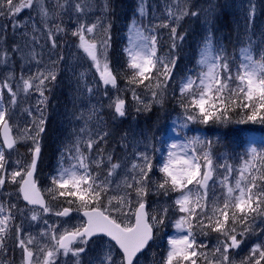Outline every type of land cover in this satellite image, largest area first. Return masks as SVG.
<instances>
[{
  "label": "snow or ice",
  "instance_id": "snow-or-ice-1",
  "mask_svg": "<svg viewBox=\"0 0 264 264\" xmlns=\"http://www.w3.org/2000/svg\"><path fill=\"white\" fill-rule=\"evenodd\" d=\"M48 2L0 0V17H9L14 31L29 26L27 21L18 20L23 10L36 11L43 28H38L33 21L31 43H39L35 33L42 31L51 44L48 65L27 78L21 76L15 90L10 83L11 73L0 85V89H6L10 96L8 106L0 101V188L7 183L16 185L17 199L22 198L25 202L23 208L11 201L0 203V251H6L5 242L12 240L14 247L20 250V264H68L69 260L73 264H84L83 255L96 246L95 256L88 264H137L139 254L155 238L156 229L166 226L169 219L168 207L151 216L146 211L144 197L155 184L158 195L176 194L173 205L178 214L172 223L175 234L169 236L160 264H237L233 251L238 250L244 238L255 231L253 224L257 217L264 215V169L254 163L259 159L264 165V155H255L256 147H252L243 158V165L234 169L230 164L218 163L220 158H213L211 141L205 144L199 136H186L183 142L170 143L162 161H155L145 144L143 151L137 149L133 153L127 173L113 190L109 178L124 166L112 163L109 155L107 177L101 179L97 169L105 163L103 150L96 158L91 152L109 133L93 134L88 130V121L99 118L93 108L75 141L67 147L68 155L62 156L56 172L49 178L50 186L43 190L38 187L36 169L42 152L41 137L45 131L44 112L48 100L45 93L50 91L49 83L56 81L58 65L64 59L63 56L51 59V56L60 47L61 34H68L62 23L51 22L62 21L65 15L74 19L75 27L70 34L75 38L76 47L91 61L90 67L99 76L97 84L102 83L105 87V96L109 85L117 87L118 79L107 56L110 36L100 41L95 39L98 30L105 34L110 31V24L106 26L104 23L109 0H102L101 15L91 23L87 16L97 8L95 0H63L53 5L54 11L48 8ZM181 2L184 8L178 5L175 9L168 7V19L155 27H146L135 17L132 19L128 28V45L124 48L126 68L131 72L127 84L132 99L148 108L162 104L170 87L174 95L178 88L177 98L185 121L181 128L197 123L230 122L233 112L245 118L240 123L264 125V48L257 52L251 37L248 46L240 47L239 57L234 54L230 59L226 50L216 43L214 33L209 31L198 50V70H189L173 85L178 57L172 53L178 47L177 39L182 42L184 37L177 34V27L170 21L178 23L189 14L193 17L200 14L188 9L187 0ZM136 14L141 21L145 17L144 0H140ZM253 20L254 9L249 14V23ZM156 27L171 29V49L165 56L158 54ZM260 43L264 44V39ZM12 51L19 53L21 49L14 46ZM37 55L33 49L25 58L39 65L42 60H38ZM8 58L7 50L0 53V63H7ZM85 76L86 73L81 72L78 81H84ZM20 84L25 95L36 93V114L26 110L31 122L14 133L12 116L18 103ZM82 86L87 87L89 94L93 92V87L86 82ZM140 87L150 94L151 99L146 100L137 93ZM108 108L114 118L125 117L126 98L119 94L110 98ZM77 119H84V114ZM20 144L27 146L30 160L15 161V167L9 171L10 162L5 149L14 151ZM157 164L162 177L154 182L150 174ZM253 169L259 175L253 174ZM234 172L238 174L233 183ZM217 186L221 189L219 195ZM114 191L119 194H112ZM43 193L55 202V207L50 206ZM74 212L78 214L75 218ZM25 213H30L28 219L32 222L43 220L44 226L38 235L25 231L22 223H15L17 214L24 216ZM47 215H54L58 220L50 223L44 219ZM74 219L76 222H72ZM211 233L216 234V244L209 253L206 251L208 244L198 236L207 237ZM239 264H264V242L254 244Z\"/></svg>",
  "mask_w": 264,
  "mask_h": 264
},
{
  "label": "rangeland",
  "instance_id": "rangeland-1",
  "mask_svg": "<svg viewBox=\"0 0 264 264\" xmlns=\"http://www.w3.org/2000/svg\"><path fill=\"white\" fill-rule=\"evenodd\" d=\"M58 2H63V0H49L48 8L54 11L53 5ZM95 3L97 4V8L91 11L87 16V21L89 23L95 21L96 18L101 15L100 8L102 7V0H95ZM139 3L140 0H109V11L104 23L106 26L110 24V31L105 34V32L98 30L96 33L95 39L98 41L110 36L107 56L110 51L114 50L111 57L108 56V60L111 68L118 77L117 87L112 88L109 85L107 87V96H105V87L103 84H97L99 76L95 73V69L90 67L91 61L88 60L86 55L76 47L75 38H73L70 34L71 30L75 27L74 19H69L68 15H65L63 16L62 21L56 20L51 22L62 23V26L66 27L68 34H61L59 38L60 47L55 50L56 54L51 56V59H57L59 56H63L64 59L60 61L58 65L56 81L49 83L48 87L50 91H46L45 93L48 100L44 112V118L46 120L44 127L45 129L47 128V131H50V129L53 128L56 129L55 131L57 133L55 135L53 134L54 137L52 139L54 142L56 136L57 145L50 144L52 158L50 159L48 173L46 176L43 174L40 175L42 179L39 180H42V183L38 184L40 185L39 187L41 190L50 186L49 178L56 172L58 165L61 163L62 156L68 155L66 149L75 141L81 127H84L85 119H87L89 111L95 108L99 113V118L93 117L88 121V130H90L93 134L99 131L102 132L104 128V120L100 117V112H106V114L110 117L112 113L108 108L109 100L118 94L126 98L127 114L123 118H117L116 123L113 125L116 132L114 148H112L109 153L104 156V165L97 169V171L101 174V179L107 177L108 168L110 167L107 162V157L109 155L112 156V163H119L124 166L119 168L116 174L109 178L113 190L117 189V185L121 183L123 177L127 173V167L130 166L133 153L137 149L143 151L145 144H147L149 154L154 157V160L162 161L166 157L168 145L173 141L181 142L177 137L175 138L176 131H178V134L183 135L182 142L184 141L186 135H188V138L194 137L191 134H187L184 131L185 128H181V125L179 124L182 111L180 114L176 113L181 110L177 98L179 95L178 88L175 91V95L174 91L171 92L172 87L169 88V94L171 93L172 101H169L166 107L162 106V103L153 104L148 108H144V106L138 105L132 99V93L128 90L130 86L127 84V76L130 74V71H127L126 69L122 70L121 68L120 70L119 67H116L117 65L116 59H114V54L117 52L122 54L120 57L126 62L124 48L128 45V28L134 17L144 26L152 28L163 24L164 21L168 19V7H173V9H175L177 5L180 8L185 7L181 0H144V3L146 4V14L141 21V18L136 14ZM187 7L190 11L199 12V16L193 17L189 14L178 23L175 21H170V23L172 26L177 27V34L182 35L183 37V32L186 29H193L194 32L190 34L189 41L191 46L196 49V59H198V50L204 36L209 31L213 32L214 23L210 21V19L213 18H216L219 24L226 25V23H229L231 28L234 30V40L239 41V43H236L234 47L232 46L234 40L233 43L228 42L227 45L225 44V50L227 47L231 48L232 55L226 53L230 59L234 54H236L237 58L239 57V49L241 46H248L249 37H251L252 41L255 42L254 46L257 52L260 50L258 42L264 39V0H187ZM209 9H211L210 12L208 11ZM253 9L254 20L249 23V14L253 11ZM30 16L32 19H28ZM18 20L21 22L27 21L29 26L27 28H20L14 31L11 19L9 17H0V37L3 40L8 39L9 42V48L7 51L9 53V58L7 63H0V84H3L10 73L17 70V74H12V79L10 81L14 90L17 88V82L21 76L27 78L29 75L36 73L38 69H43L50 63L49 49L51 47L50 42L46 39V33L42 31H37L35 33L39 43H31L33 36L31 25L33 21L36 23L38 28H43L36 11L25 9L19 14ZM227 27L228 25H226V28ZM3 30H5V35L2 32ZM25 32L28 33L27 36L24 35ZM155 34L160 39H158V44L160 42V45H168V42L165 40L172 42L170 27H156ZM214 35L216 43L221 46V36H218V33ZM227 40H229V38ZM176 42L177 44L180 43V41ZM224 42L226 41L224 40ZM26 44L28 47H26ZM14 46H18L21 49V52L13 53L12 50ZM180 46L181 44H179L177 48ZM235 48L236 52L234 51ZM33 49L38 54L37 59L42 60V63L39 65L36 64L35 61L25 58L28 52ZM170 49L171 44L162 48V51H159L158 48V54L160 56H165L169 54ZM177 52L178 51L176 49L172 54L177 56ZM124 66L126 68V64ZM115 68H117V72ZM81 72L86 73L84 81H78L77 79ZM85 82L87 85L93 87V92L91 94L88 93L87 87L82 86ZM19 86L21 90L18 93V103L15 105L14 114L12 116L14 133L24 129L26 123L31 122V117L27 115L26 110L30 109L34 114H36V93L30 92V94L25 95L22 90V84ZM137 93L146 100L151 99L150 94H146L143 87L137 88ZM103 100L106 102V105L102 109L99 107L101 106ZM138 107L141 108L140 111L136 110ZM152 108H157L158 110L152 111ZM151 111L152 115H149V112ZM82 113L84 114V119H77V117L81 116ZM235 116L239 119V121L245 119L243 115L239 113H236ZM250 124H253L248 126L247 130L250 135V139L243 149H238L235 152L230 153V149L226 146L220 145L217 146L219 147V153H217L215 145L213 146V143H211L213 158H220L218 163L230 164L234 169H238L243 165V158L249 153L252 147H256L257 150L260 149V155H264V138L260 137L257 132V123ZM174 128L176 131H173ZM166 131L169 133L168 136L165 135ZM125 134H127V139H125ZM17 146H21V148H16V150L6 153L10 162L8 165L9 171L15 167V161L26 160L28 157L27 146L24 144ZM97 148L98 145L95 146L91 152L93 158L98 156L99 152L97 151ZM84 150L85 152L88 151L86 148ZM254 163L258 168H260L261 162L259 159L254 161ZM158 168L159 165L157 164V166L154 167L153 172L150 174L151 179L154 182H158L162 177ZM220 174L223 175L224 173L221 172ZM237 174V172L233 173V183ZM253 174L258 175L255 169H253ZM151 188L152 190H150L144 197L149 216L158 213L164 207L169 208V219L166 222V225L171 228H169V231L165 230V237H162L155 242L162 244L165 243L162 246L163 253L165 254L167 250V240L169 236L175 234V231L172 228V223L178 215L175 213L173 205V200L175 199L176 194L170 193L168 197H165L163 194H157L155 184H153ZM16 189L17 186L11 183H7L4 187L0 188V203L11 201L18 204L21 208L25 207L21 201L17 199L18 193ZM220 192L221 189L217 186V194L219 195ZM43 194L46 199L52 203L51 206L55 207V202L51 201V198L47 196V193ZM112 194H119V192L114 191ZM132 198L135 200L134 192L132 193ZM77 216L78 214L74 212L73 217L75 218ZM28 217H30V213H25L24 216L17 214V218L15 220L16 224L22 223L25 231L30 232L33 235H38L41 227L44 226L43 220L32 222L28 219ZM44 219H48L50 223L58 220V218L54 215L44 216ZM72 222H76L75 219ZM253 227L255 228V231L247 235L240 248L232 253L237 264H239V261L249 254L251 247L254 244L264 242V215L257 217ZM239 238L240 237L238 236V239ZM161 239H163L162 242L160 241ZM198 239L203 240L208 244L206 251L209 253L216 244V235L214 238L209 236H198ZM95 248L96 246H93L87 254L83 255L82 258L84 260V264H88V261L94 258ZM154 252L155 250L151 255L152 258H150L148 254L140 257L137 260V264H155L153 260ZM2 253L3 252L0 251V254ZM16 258L18 264H20V250L19 253H17ZM68 264H73V262L69 260Z\"/></svg>",
  "mask_w": 264,
  "mask_h": 264
},
{
  "label": "trees",
  "instance_id": "trees-1",
  "mask_svg": "<svg viewBox=\"0 0 264 264\" xmlns=\"http://www.w3.org/2000/svg\"><path fill=\"white\" fill-rule=\"evenodd\" d=\"M227 21V20H226ZM229 22V21H227ZM226 25H228V23H226ZM225 24H220V26L222 27V33H223V37L226 41V44L229 43H233L234 40V32L232 30L231 27H227L226 28ZM224 26V28H223ZM229 38V40H227ZM236 43H239V41L234 40L233 43V47L235 46ZM258 47L259 49L264 48V45L262 43H260V41L258 42ZM9 48V42L7 40L0 42V53H2L4 50L8 51ZM228 48V52L231 54V48ZM234 51L236 52V48L234 49ZM1 75V73H0ZM3 91H5L4 89H0V99H4L5 98V94L3 93ZM236 112H233L231 115V120L230 122H224V124L213 134H210L212 136L215 137L216 141L219 144H222L223 146H226L228 149L233 148L234 146H236L238 139H239V134H237V132H240L241 129L237 128L240 127L238 124V119L236 118ZM102 119L106 122L107 125L110 126V124L108 123V121L106 120V115L105 113L101 114ZM56 129H50V131H47V128L45 129L44 133L42 134L41 137V141L43 143L42 146V152H41V161H46L47 156H49L50 153V144L51 145H57L56 144V136H55V141L53 142V134L55 135L57 132L55 131ZM263 132V136H264V128L261 130ZM55 132V133H54ZM234 132V133H233ZM107 133H109V139H105L104 141H102V146H106V144L108 143H113L115 141V137H114V131H108ZM243 142V139H242ZM241 142V143H242ZM103 146V147H104ZM264 165H260V167L262 168ZM40 168H43V166L41 165V163L38 165V170H40ZM263 169V168H262ZM16 223V221H15ZM215 235V233H211L209 235V237H213ZM9 243H11V246H7L9 245ZM6 244V249H8L10 252L9 254H6L7 256L3 258V260L0 263L3 264H12V262L14 261V264L16 262V248L14 247V244L12 241L7 240Z\"/></svg>",
  "mask_w": 264,
  "mask_h": 264
},
{
  "label": "water",
  "instance_id": "water-1",
  "mask_svg": "<svg viewBox=\"0 0 264 264\" xmlns=\"http://www.w3.org/2000/svg\"><path fill=\"white\" fill-rule=\"evenodd\" d=\"M24 202V201H23ZM25 203V202H24Z\"/></svg>",
  "mask_w": 264,
  "mask_h": 264
}]
</instances>
